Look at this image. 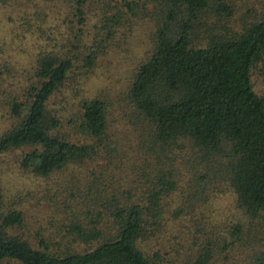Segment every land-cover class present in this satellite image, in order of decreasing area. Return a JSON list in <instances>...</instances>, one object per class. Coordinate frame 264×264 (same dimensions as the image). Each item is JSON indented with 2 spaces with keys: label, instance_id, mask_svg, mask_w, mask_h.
Here are the masks:
<instances>
[{
  "label": "trees",
  "instance_id": "obj_1",
  "mask_svg": "<svg viewBox=\"0 0 264 264\" xmlns=\"http://www.w3.org/2000/svg\"><path fill=\"white\" fill-rule=\"evenodd\" d=\"M67 3L71 36L51 33L12 87L0 70L9 117L0 155L26 148L18 167L49 180L40 189L49 202H32L30 190L22 201L54 208L50 229L32 234L23 233V204L0 210V264H157L146 244L162 234L175 191L223 188L244 216L229 234L248 249V264H264V97L250 79L264 66V0ZM137 14L151 24V46L126 84L125 121L109 122L99 96L82 98L72 139L75 126H63L50 97L66 81L86 80L120 23ZM174 150L189 154L187 180L169 163Z\"/></svg>",
  "mask_w": 264,
  "mask_h": 264
},
{
  "label": "rangeland",
  "instance_id": "obj_2",
  "mask_svg": "<svg viewBox=\"0 0 264 264\" xmlns=\"http://www.w3.org/2000/svg\"><path fill=\"white\" fill-rule=\"evenodd\" d=\"M67 4V0H0V70L3 72L2 78L12 83L11 87L20 72L30 63L36 48L51 44V33L56 34L57 40H60L58 33H69L71 36L72 31L66 28L70 25L66 15ZM40 17L44 19L40 21ZM92 23L89 18L87 25ZM120 24L105 51L98 56L87 79L66 81L48 101L49 109L62 118L64 127L75 126L71 132L72 139L80 137L76 121L78 101L82 98L99 96L108 105L109 122L113 121L114 126H117L122 120L125 121L121 118L124 111L128 113L126 84L135 65L150 49L152 27L140 14L133 17L130 23ZM3 66L7 67L10 73L5 74ZM250 79L255 93L264 97V66L259 64L256 70L252 71ZM3 86L4 84L0 89ZM8 120L7 109L0 104V132L7 126ZM24 150L26 148L14 149L0 155V210L5 211L13 205L19 207L23 204L27 208L24 212L26 225L23 233L32 234L37 229H50L48 219L52 213L49 211L54 208L41 206L40 210V203L35 206V203L22 201L24 191L30 190L33 195L32 202L38 197L43 199L41 203L49 202L40 191L49 180L22 174L18 167L19 156ZM168 156L175 159L169 163L172 162L178 172L179 181L181 178L187 180L191 177V171L186 164L189 154L185 150H174L173 154ZM101 163L103 164L102 161L93 162L91 167ZM84 167L75 165L74 172L79 170V173H86ZM139 171L140 169L134 167L131 173L138 174ZM53 177L55 175L49 179ZM184 184L183 182L180 186ZM182 193L175 191L171 197L172 201H169L170 210L164 214L162 223L165 227L162 234L147 241L146 249L153 255L156 263L195 264L199 260L202 262V257V264H248V249L245 245L235 242L234 234H229L233 232L234 224L244 221V216L235 205L233 192L223 188L207 195L191 194L189 190ZM247 237L254 241L249 234ZM232 242L239 247L230 249ZM209 251L210 255H207Z\"/></svg>",
  "mask_w": 264,
  "mask_h": 264
}]
</instances>
